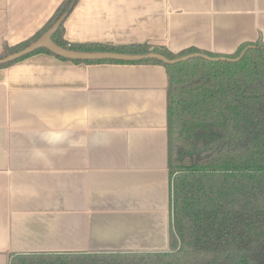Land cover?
Wrapping results in <instances>:
<instances>
[{
	"label": "crops",
	"instance_id": "obj_1",
	"mask_svg": "<svg viewBox=\"0 0 264 264\" xmlns=\"http://www.w3.org/2000/svg\"><path fill=\"white\" fill-rule=\"evenodd\" d=\"M62 0H0V48ZM68 43L233 53L264 40V0H77ZM168 75L160 64L38 52L0 68V264L14 253L169 247Z\"/></svg>",
	"mask_w": 264,
	"mask_h": 264
},
{
	"label": "trees",
	"instance_id": "obj_2",
	"mask_svg": "<svg viewBox=\"0 0 264 264\" xmlns=\"http://www.w3.org/2000/svg\"><path fill=\"white\" fill-rule=\"evenodd\" d=\"M76 1L62 0L33 35L5 44L0 58L39 37ZM63 22L52 40L70 49L213 59L70 60L39 48L0 64L44 52L74 63L160 64L168 75V249L14 253L9 264H264V40L243 42L230 54L194 47L172 53L146 43H68Z\"/></svg>",
	"mask_w": 264,
	"mask_h": 264
},
{
	"label": "water",
	"instance_id": "obj_3",
	"mask_svg": "<svg viewBox=\"0 0 264 264\" xmlns=\"http://www.w3.org/2000/svg\"><path fill=\"white\" fill-rule=\"evenodd\" d=\"M69 10L62 13L53 24L43 32L39 37L30 42L28 45L22 49L9 53L6 56L0 58V64L7 63L9 61L16 60L24 55L32 53L36 49L45 48L50 52L64 57L70 60H103V59H113V60H124V61H136L143 59H156L164 63H176L183 61L195 56H202L207 59H213L206 54L201 53H190L177 58L169 59L165 55L150 51L148 53H122L114 51H86V50H75L68 47H62L52 40V35L59 27V25L64 21Z\"/></svg>",
	"mask_w": 264,
	"mask_h": 264
},
{
	"label": "rangeland",
	"instance_id": "obj_4",
	"mask_svg": "<svg viewBox=\"0 0 264 264\" xmlns=\"http://www.w3.org/2000/svg\"><path fill=\"white\" fill-rule=\"evenodd\" d=\"M17 43V42H16ZM15 44V43H14ZM6 45H13V44H10V43H6ZM5 46V44H3L0 48V52L3 50V47Z\"/></svg>",
	"mask_w": 264,
	"mask_h": 264
}]
</instances>
